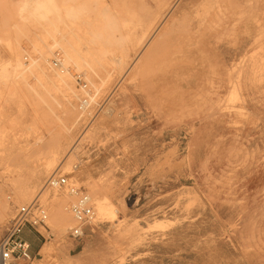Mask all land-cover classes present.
Instances as JSON below:
<instances>
[{
    "label": "rangeland",
    "instance_id": "obj_1",
    "mask_svg": "<svg viewBox=\"0 0 264 264\" xmlns=\"http://www.w3.org/2000/svg\"><path fill=\"white\" fill-rule=\"evenodd\" d=\"M54 1L41 18L38 0H0V146L16 145L0 241L41 192L30 264H65L96 237L78 264H264V0ZM59 169L115 219L74 237V198L43 189ZM59 208L64 257L42 252L63 242Z\"/></svg>",
    "mask_w": 264,
    "mask_h": 264
},
{
    "label": "built area",
    "instance_id": "obj_2",
    "mask_svg": "<svg viewBox=\"0 0 264 264\" xmlns=\"http://www.w3.org/2000/svg\"><path fill=\"white\" fill-rule=\"evenodd\" d=\"M62 58L60 53H57L53 65L57 69L67 72ZM75 80L84 92L90 90L83 73H77ZM89 104L90 98L85 94L79 103L80 111L84 112ZM43 189L65 191L74 198L71 205V212L75 220V225L71 229L72 235L82 237L85 228L92 223L96 216L93 199L88 192L72 182L69 174L60 171V169L48 177ZM40 196L41 192L30 203L16 209V213L7 228L6 236L0 241V264H30L36 258L32 244L24 237V231L26 228L36 229L47 224L48 212L40 201Z\"/></svg>",
    "mask_w": 264,
    "mask_h": 264
},
{
    "label": "bare ground",
    "instance_id": "obj_3",
    "mask_svg": "<svg viewBox=\"0 0 264 264\" xmlns=\"http://www.w3.org/2000/svg\"><path fill=\"white\" fill-rule=\"evenodd\" d=\"M34 6H35V4H34ZM34 8H35V10L33 9L34 10L33 14H35V15L41 17V18H47V17H49L50 14L57 12V6L55 5V1L54 0H40V1L38 0V3H36V6ZM14 63H16V62H14ZM19 63L22 64L21 62H19ZM12 69H13V67H12ZM16 70H14V71H16ZM90 99H92V98H90ZM15 150H16V145H14V144L3 143L0 146V177L5 172L11 171V166L13 164H11L12 161L10 162V158L9 157H10V153L14 152ZM23 151H25V150H23ZM58 153H59V150L55 153L54 157H57ZM19 155H20V153H19ZM21 155H23L22 152H21ZM14 157H15V155H14ZM14 157H13V159H14ZM51 160H49V161H51ZM70 165L71 164H67V167L70 168ZM63 172H65V171H63ZM96 190L100 191L99 188H96ZM23 194H25V193H23ZM43 200L46 201V202L51 203L52 205H56V202H57V198L49 201V198H48L47 195H45L43 197ZM94 200H95V202H94ZM94 200H93V203H94V207H95L96 216H95L94 220L92 221V223L90 224L92 232L96 231V226L95 225H96V223L98 221H100V220H102V221L109 220V219H112V218L115 219L116 214H117L116 208L114 207V205H112V203H111L110 199L107 197V195L97 196ZM59 206H61V205H59ZM59 213H60V216L57 217L58 218L57 221H58L59 225H61L63 227V228L59 229L63 233L61 235V238H62L63 242L59 243L56 246L55 245L47 246L45 248L44 252L45 253H53L54 252L59 257H64V255H66L68 253L69 248L71 246V243H70L69 239L67 238V233H66V228H65V227H67V225L69 223V219H67L66 215L65 216L63 215V212H62V210L60 208H59ZM54 217H55V215H54ZM68 228H70V226H68ZM99 247H100V242H99V238L98 237L95 238L94 242H90V241H88V239H86L85 248L81 252V254H79L76 257H73V259L69 258L66 261L65 264H78V262L81 259H83L88 253L96 252L99 249Z\"/></svg>",
    "mask_w": 264,
    "mask_h": 264
},
{
    "label": "crops",
    "instance_id": "obj_4",
    "mask_svg": "<svg viewBox=\"0 0 264 264\" xmlns=\"http://www.w3.org/2000/svg\"><path fill=\"white\" fill-rule=\"evenodd\" d=\"M150 0H147V1H145V2H143V4H142V6L141 7H143V6H145L148 2H149ZM31 8V5L29 4L28 5V8ZM29 8V9H30ZM145 19H147L146 18V16L144 17ZM90 228H91V226H89ZM60 233H61V235L63 234L62 232H61V230H60ZM67 233V232H66ZM24 237L32 244V246H37V240L35 239V235H34V231L31 229V228H26L25 229V231H24ZM86 241V240H85ZM85 241H84V248H85ZM47 246H49V245H46V246H43V248H42V252H44V250H45V248L47 247ZM72 246H75V243H74V241H72V244H71V246H70V248L72 247ZM69 248V249H70ZM45 253V252H44ZM40 261V262H39ZM34 263L35 264H43V259H39V260H36V261H34ZM33 263V264H34Z\"/></svg>",
    "mask_w": 264,
    "mask_h": 264
}]
</instances>
